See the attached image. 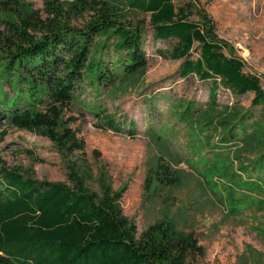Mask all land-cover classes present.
I'll return each instance as SVG.
<instances>
[{
    "label": "trees",
    "instance_id": "trees-1",
    "mask_svg": "<svg viewBox=\"0 0 264 264\" xmlns=\"http://www.w3.org/2000/svg\"><path fill=\"white\" fill-rule=\"evenodd\" d=\"M33 1L0 0V121L5 117L12 127L47 137L66 154L83 148L64 117L83 83L88 80L100 92L147 66L145 25L123 21L127 8L149 14L156 39L177 40L171 50L159 53L183 59L182 78L194 74L213 80L211 104H216L220 81L236 94L253 92L252 107H261L264 114L261 78L245 70L242 58L226 52L199 0H41L44 10ZM66 7L97 14L83 27H74L62 20ZM196 43L199 55L194 59ZM100 44L116 58L97 57ZM6 84L18 88L14 96L4 91ZM196 111L190 101L180 120L190 122ZM250 114L248 110L242 119L223 122L225 145L255 140L261 133L264 125ZM107 124L123 131L113 120ZM128 133L134 136L135 129ZM69 167L72 185L40 180L8 167L0 153V264H191L194 254H204L194 234L172 221L153 224L138 236L136 223L120 203L126 187L115 191L106 185L98 195L75 163ZM250 169L257 179L249 176L240 185L263 191L264 151ZM168 172L163 171L162 180L176 183Z\"/></svg>",
    "mask_w": 264,
    "mask_h": 264
},
{
    "label": "rangeland",
    "instance_id": "rangeland-1",
    "mask_svg": "<svg viewBox=\"0 0 264 264\" xmlns=\"http://www.w3.org/2000/svg\"><path fill=\"white\" fill-rule=\"evenodd\" d=\"M199 2L212 16L226 52L242 58L245 70L258 75L264 88V0ZM33 4L45 8L41 0ZM122 12L123 21L145 25L147 66L100 92L88 80L83 83L64 114L83 148L66 154L49 138L12 127L3 117V160L34 178L69 185V166L75 163L98 195L106 185L115 191L126 187L120 203L136 223L138 236L153 224L176 223L204 248V254L191 257V264H264V190L240 185L249 176L257 179L250 166L264 151V128L255 140L226 145L222 141L223 122L242 119L248 110L264 125L263 110L252 107L254 93L236 94L219 81L216 104H211L212 79L194 74L182 78L183 59L159 53L171 50L177 40L156 39L149 14L128 8ZM96 14L94 9L66 7L62 20L83 27ZM101 46L97 57L116 58L111 48ZM198 55L196 43L192 58ZM17 89L4 85L10 97ZM190 101L199 111L190 122H182L180 113ZM110 120L123 131L109 129ZM130 128L135 129L134 136L128 133ZM245 165L246 171L241 169ZM165 169L176 183L162 180Z\"/></svg>",
    "mask_w": 264,
    "mask_h": 264
}]
</instances>
